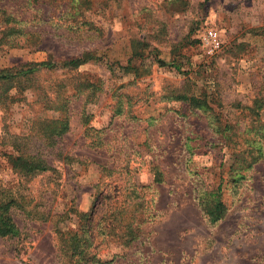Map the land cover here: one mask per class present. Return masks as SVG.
I'll use <instances>...</instances> for the list:
<instances>
[{
    "label": "rangeland",
    "instance_id": "obj_1",
    "mask_svg": "<svg viewBox=\"0 0 264 264\" xmlns=\"http://www.w3.org/2000/svg\"><path fill=\"white\" fill-rule=\"evenodd\" d=\"M49 2L0 0V198L18 228L0 237V264H67V228L82 234L74 210L93 212L88 258L264 264V154L235 183L221 150L264 96V0H94L62 15ZM206 27L217 51L198 38ZM82 52L95 59L68 63ZM20 152L49 168L20 173ZM220 172L229 207L210 222L195 196Z\"/></svg>",
    "mask_w": 264,
    "mask_h": 264
},
{
    "label": "trees",
    "instance_id": "obj_2",
    "mask_svg": "<svg viewBox=\"0 0 264 264\" xmlns=\"http://www.w3.org/2000/svg\"><path fill=\"white\" fill-rule=\"evenodd\" d=\"M55 4H59L62 7L60 14H66L70 10L77 12L82 5L85 6V10H91L94 5V0H50ZM49 2L52 6V3ZM47 4V2H46ZM80 5V6H78ZM83 13V12H80ZM82 57L73 58L69 60V64L79 66L80 64L86 63L89 60L95 59L92 53L82 52ZM0 78L5 79V74H0ZM177 100L183 102H189L193 107L203 109L207 103L205 100H200L193 96L188 95H177ZM60 107V108H58ZM58 109H62V105L58 106ZM249 114H245L246 117L250 116V121L245 124L241 130L233 131L231 144L227 146H221L223 162L228 164L227 172L231 171L232 177L235 183L240 182L245 178L244 172L250 169L254 164L258 163L264 154V96H254L252 103L248 106ZM205 110L203 109L202 112ZM244 110L240 109L239 114H243ZM233 123V120H231ZM235 123V121H234ZM54 135H62L68 128L66 119H57L53 122ZM226 129L217 128L216 132H220L221 135L225 134ZM257 136V138H256ZM237 138L236 140L234 138ZM242 141V142H241ZM12 167L17 169L22 174H32L39 171H45L49 166L36 155L20 152L17 156H10ZM223 165V164H222ZM243 171V172H240ZM236 177V178H235ZM228 177L222 172L219 173L215 185L210 190H204L198 192L195 196L197 205L199 206L202 214L208 218L210 222H215L224 218L228 211V202L226 194V183ZM164 180L161 177L160 172H153V183L159 184ZM151 185V184H150ZM137 198H141L139 195ZM13 203L12 198L4 199L0 198V237L12 236L18 233V228L12 217L11 205ZM140 206V204H138ZM74 213L80 219V231H73L67 228V234H71V240H67V244L63 245L61 252L64 262L67 264H111V261L94 259L93 257L88 258V244L87 240H80L86 231L83 230L84 223L89 221V218L93 216L92 213H81L78 210H74ZM64 219H68V215H59ZM134 220V217H133ZM133 220L128 221L126 229L129 228L130 237H137L135 232L136 227H130ZM141 222H144L142 220ZM136 223V222H135Z\"/></svg>",
    "mask_w": 264,
    "mask_h": 264
},
{
    "label": "built area",
    "instance_id": "obj_3",
    "mask_svg": "<svg viewBox=\"0 0 264 264\" xmlns=\"http://www.w3.org/2000/svg\"><path fill=\"white\" fill-rule=\"evenodd\" d=\"M201 44L212 51L220 49L222 40L218 31L213 27L203 28L198 36Z\"/></svg>",
    "mask_w": 264,
    "mask_h": 264
}]
</instances>
